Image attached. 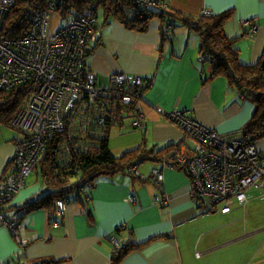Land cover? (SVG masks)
I'll use <instances>...</instances> for the list:
<instances>
[{
    "label": "crops",
    "instance_id": "crops-1",
    "mask_svg": "<svg viewBox=\"0 0 264 264\" xmlns=\"http://www.w3.org/2000/svg\"><path fill=\"white\" fill-rule=\"evenodd\" d=\"M169 4V8L192 16H200L205 8L216 15L229 11L224 30L236 37L240 61L258 64L264 52V0H171ZM102 16V37L87 57L97 84L109 87L115 73L143 77L148 84L122 123L114 122L109 128L94 125L101 136V130L108 128V145L115 156L143 142L147 150L179 142V149L190 145L168 116L175 109L186 110L199 123L226 134L244 129L253 117L254 102L224 76L212 77L214 65L202 56L196 30L176 26L170 37H164L159 17L151 19L145 31H138L113 15ZM248 19L258 26L254 36L243 25ZM139 109L145 120L142 127H135L134 113ZM127 116L131 119L124 120ZM117 124H125V128H119L122 133L112 142L110 128ZM18 138L3 152L0 178L14 157ZM262 142L255 145L264 153ZM147 159L145 165H137L140 176L128 172L129 167L98 176L80 199L75 195L68 198L64 216L56 217L58 223L52 222L58 199L55 209L19 210L47 193L41 178L33 174L6 206L8 216L21 220L22 242L0 224V264L13 263L16 258L40 264H110L114 257L111 236L120 245L131 240L143 243L120 264H264V195L259 190L252 191L245 207L235 204L229 213L205 211L193 199L185 171L164 168L163 178L156 181L152 170L160 166L159 160L153 155ZM249 204L251 222L246 216Z\"/></svg>",
    "mask_w": 264,
    "mask_h": 264
},
{
    "label": "built area",
    "instance_id": "built-area-1",
    "mask_svg": "<svg viewBox=\"0 0 264 264\" xmlns=\"http://www.w3.org/2000/svg\"><path fill=\"white\" fill-rule=\"evenodd\" d=\"M23 1L25 5L21 4V11L15 15L18 0H0V90L24 83L32 87L12 121L22 137L16 141L7 174L0 179V224L20 242L21 223L7 218L4 207L25 186L47 144L75 122H87L91 125L89 132L99 134L94 125L105 126L114 116L112 103L115 108L126 106L128 114L129 107L148 85L145 78H133L127 73L111 75L109 87L97 84L96 75L88 69L87 57L91 46L102 37L98 12L72 17L52 30V12L56 13L58 0ZM170 1L133 0L137 8L167 6ZM202 14L215 15L209 8L203 9ZM26 18L27 27L23 23ZM243 25L249 27V35L256 34L258 26L251 19L244 20ZM173 33L174 27L168 26L165 35ZM134 114L133 126L142 127L145 114L140 109ZM168 116L191 144H183L174 157L164 156L160 166L152 170V179L160 181L164 168L185 171L191 183L190 193L205 211L229 213L235 204L245 207L252 191L259 190L264 195V153L245 129L219 133L182 109H175ZM101 134L105 131L101 130ZM128 172L140 176L137 165L129 167ZM65 212L66 201L59 199L56 215L62 217ZM111 241L117 254L122 245L115 236H111ZM8 264L30 263L15 260Z\"/></svg>",
    "mask_w": 264,
    "mask_h": 264
},
{
    "label": "trees",
    "instance_id": "trees-1",
    "mask_svg": "<svg viewBox=\"0 0 264 264\" xmlns=\"http://www.w3.org/2000/svg\"><path fill=\"white\" fill-rule=\"evenodd\" d=\"M22 1L18 0V7L13 10L15 15L21 11L19 6L24 2ZM169 5L168 3L167 6L162 7L137 8L133 0H58V7L55 12L59 13L61 19H65L64 22H66L72 17L87 13L96 14L100 10L106 18L113 15L127 27L138 31H145L150 20L159 17L163 22L164 37H170L165 35V31L170 25L174 28L183 25L196 30L201 38L200 52L203 56H208L205 59L210 60L214 65L212 77L224 76L231 86L257 105L253 117L244 128L250 135L251 141L256 143L264 137V52L258 64L247 65L240 61L239 49L235 45L236 37H229L224 30L225 21L230 16L229 11L212 16L204 14L192 16L171 9ZM28 21L27 18L23 20L26 27ZM93 49L94 47L90 48L88 56ZM31 91L32 87L28 83L16 86L11 90H0V126L15 128L12 121L27 101ZM129 108L134 109L133 104ZM126 109V106L122 105L115 108L112 103L110 110L114 116L108 120L106 127L109 128L114 122L122 123L124 116L127 115ZM130 109L129 111L132 112ZM89 127L91 125L87 122L68 124L64 131L57 133L47 144L38 165L27 177L28 179L33 174L40 177L45 184L47 193L42 199L34 200L19 207L20 211L24 210L28 213L41 206L55 209L54 202L57 199L58 201L65 199L67 203L68 198L73 195L79 198L81 194L95 185L98 176L113 174L126 170L128 167L139 165L151 155L159 161L164 156L174 157L181 146V142H179L171 143L158 150H147V144L143 142L141 146L128 150L117 157L108 145V128L105 129L106 135L101 136L90 133ZM8 165L9 163L6 166L5 175L8 172ZM11 201L6 203L4 213L7 218L15 219L6 214V206ZM55 220H57L56 216L53 217L52 222ZM18 221L21 222L20 219ZM142 244L131 240L122 245L119 252L114 253L110 264H120L127 254L139 249ZM16 260L34 264L29 260L20 258H16Z\"/></svg>",
    "mask_w": 264,
    "mask_h": 264
},
{
    "label": "rangeland",
    "instance_id": "rangeland-1",
    "mask_svg": "<svg viewBox=\"0 0 264 264\" xmlns=\"http://www.w3.org/2000/svg\"><path fill=\"white\" fill-rule=\"evenodd\" d=\"M22 5H25L22 3ZM52 19H51V29L52 30H56L63 22L65 19H61L60 17V14L59 13H54L52 12ZM102 14H101V11L99 10L98 11V19L101 20L102 19ZM180 27H185L187 28L186 26H182V25H178ZM131 117L127 116L124 120H130ZM119 128H122L124 129L125 128V124H122V125H112L111 128H110V137H111V140L112 142L114 140H116L122 133V131H120ZM126 132V131H124ZM21 138L22 137V132L18 129V128H12V127H8V126H5V125H1L0 126V172H2V169H3V166H1L2 162L5 160V157H4V150L6 149V147H8L10 144L11 146L13 145L14 146V137H18ZM264 140V137L259 139L257 142L259 141H262ZM264 144V142L260 143V146H262ZM14 150V149H13ZM15 150H16V142H15ZM11 151H12V147H11ZM15 154V152H14ZM150 160L149 159H146L144 160L139 166H143L145 165L146 163H148ZM250 205L249 204L246 208V216H247V222H251V215L253 214V212L250 211ZM239 213H242L243 214V209L240 210ZM217 217L219 216L218 213H216ZM233 247V246H231Z\"/></svg>",
    "mask_w": 264,
    "mask_h": 264
},
{
    "label": "flooded vegetation",
    "instance_id": "flooded-vegetation-1",
    "mask_svg": "<svg viewBox=\"0 0 264 264\" xmlns=\"http://www.w3.org/2000/svg\"><path fill=\"white\" fill-rule=\"evenodd\" d=\"M56 217H57V215H56ZM34 264H40V263H34ZM41 264H43V263H41Z\"/></svg>",
    "mask_w": 264,
    "mask_h": 264
},
{
    "label": "bare ground",
    "instance_id": "bare-ground-1",
    "mask_svg": "<svg viewBox=\"0 0 264 264\" xmlns=\"http://www.w3.org/2000/svg\"><path fill=\"white\" fill-rule=\"evenodd\" d=\"M18 139H20V138H18ZM18 139H17V140H18Z\"/></svg>",
    "mask_w": 264,
    "mask_h": 264
}]
</instances>
